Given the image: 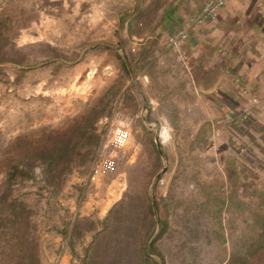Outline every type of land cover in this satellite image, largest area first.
Returning <instances> with one entry per match:
<instances>
[{
	"label": "rangeland",
	"instance_id": "1",
	"mask_svg": "<svg viewBox=\"0 0 264 264\" xmlns=\"http://www.w3.org/2000/svg\"><path fill=\"white\" fill-rule=\"evenodd\" d=\"M151 3L0 0V264H140L154 230L159 264H264V118L174 134L195 89L175 51L167 78ZM117 111L127 160L94 177Z\"/></svg>",
	"mask_w": 264,
	"mask_h": 264
},
{
	"label": "crops",
	"instance_id": "2",
	"mask_svg": "<svg viewBox=\"0 0 264 264\" xmlns=\"http://www.w3.org/2000/svg\"><path fill=\"white\" fill-rule=\"evenodd\" d=\"M134 2H166L161 18L165 45L160 54L169 70L167 78L173 83L171 71L177 77L178 71H185L178 63L173 70L174 50L165 38L182 29L193 15L202 10L207 0ZM186 48L191 63L185 78L189 75L187 84L195 89L193 104L197 106L191 105L194 107L192 116L186 113L185 106L178 103L181 111L177 110L176 115L189 119L190 126H171L175 135L184 129H187L186 133L199 132L202 127L208 130L209 120H219L215 126L226 129L230 120L247 112L250 116L264 118V0H228L216 20L208 21L191 32ZM253 99H257V103ZM196 112L201 114L199 121H195ZM211 127L214 130V126Z\"/></svg>",
	"mask_w": 264,
	"mask_h": 264
},
{
	"label": "built area",
	"instance_id": "3",
	"mask_svg": "<svg viewBox=\"0 0 264 264\" xmlns=\"http://www.w3.org/2000/svg\"><path fill=\"white\" fill-rule=\"evenodd\" d=\"M227 2L228 0H207L199 13L193 15L182 29L169 36L170 47L188 68L191 57L186 45L191 32L208 21L216 20ZM253 101L257 103V99H253ZM129 120H133V117L123 111H117L109 121L107 136L92 165L91 173L94 177L115 173L126 162L127 143L131 133ZM154 127L157 129L160 142L164 144L172 139L171 129L168 126L154 124ZM161 182L164 183V180Z\"/></svg>",
	"mask_w": 264,
	"mask_h": 264
},
{
	"label": "trees",
	"instance_id": "4",
	"mask_svg": "<svg viewBox=\"0 0 264 264\" xmlns=\"http://www.w3.org/2000/svg\"><path fill=\"white\" fill-rule=\"evenodd\" d=\"M20 170H19V166L17 164L13 165L12 166V170L9 174V178H8V184L10 185L12 183V177L15 175V173H18ZM23 171V170H21ZM2 199V198H0ZM3 200V199H2ZM150 213L153 217L154 215V212H153V207L151 206V203H150ZM153 222H155L154 218H152ZM155 231V230H154ZM154 231H152L149 236H148V239L146 240V242H144V245L142 246V250H143V253H142V257L140 258V264H159L156 260L152 259L151 257H149L146 253V248H145V245H147V242L149 241V237H151V235L154 233ZM122 242V239L121 238H117L114 242V244H116V247L118 246V244ZM154 248V243L151 244V250H153ZM92 264H96V262H92ZM101 264H118L117 261L115 262H112V261H103L101 262Z\"/></svg>",
	"mask_w": 264,
	"mask_h": 264
}]
</instances>
